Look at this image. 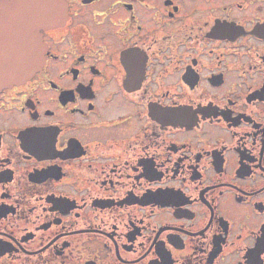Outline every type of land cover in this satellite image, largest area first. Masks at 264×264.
<instances>
[{"label":"flooded vegetation","instance_id":"obj_1","mask_svg":"<svg viewBox=\"0 0 264 264\" xmlns=\"http://www.w3.org/2000/svg\"><path fill=\"white\" fill-rule=\"evenodd\" d=\"M44 1L0 264H264V0Z\"/></svg>","mask_w":264,"mask_h":264},{"label":"water","instance_id":"obj_2","mask_svg":"<svg viewBox=\"0 0 264 264\" xmlns=\"http://www.w3.org/2000/svg\"><path fill=\"white\" fill-rule=\"evenodd\" d=\"M56 1L49 0L50 12ZM44 4V0H0V91L26 82L41 65L44 46L39 30L56 23L52 15L37 18V8Z\"/></svg>","mask_w":264,"mask_h":264}]
</instances>
